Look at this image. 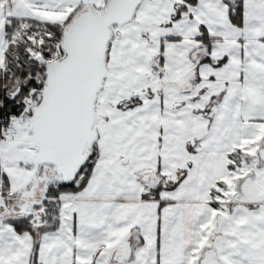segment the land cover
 <instances>
[{
	"label": "snow or ice",
	"instance_id": "6c2138e0",
	"mask_svg": "<svg viewBox=\"0 0 264 264\" xmlns=\"http://www.w3.org/2000/svg\"><path fill=\"white\" fill-rule=\"evenodd\" d=\"M0 264H264V0H0Z\"/></svg>",
	"mask_w": 264,
	"mask_h": 264
}]
</instances>
